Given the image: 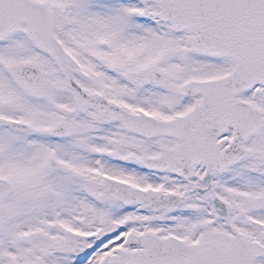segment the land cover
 I'll return each instance as SVG.
<instances>
[{
	"label": "snow or ice",
	"instance_id": "snow-or-ice-1",
	"mask_svg": "<svg viewBox=\"0 0 264 264\" xmlns=\"http://www.w3.org/2000/svg\"><path fill=\"white\" fill-rule=\"evenodd\" d=\"M0 264H264V0H0Z\"/></svg>",
	"mask_w": 264,
	"mask_h": 264
}]
</instances>
